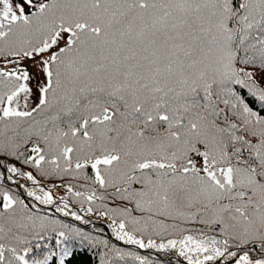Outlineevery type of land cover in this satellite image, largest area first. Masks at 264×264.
<instances>
[{"label":"snow or ice","instance_id":"snow-or-ice-1","mask_svg":"<svg viewBox=\"0 0 264 264\" xmlns=\"http://www.w3.org/2000/svg\"><path fill=\"white\" fill-rule=\"evenodd\" d=\"M0 264H264V0H0Z\"/></svg>","mask_w":264,"mask_h":264}]
</instances>
